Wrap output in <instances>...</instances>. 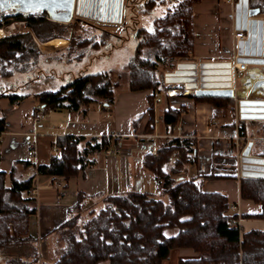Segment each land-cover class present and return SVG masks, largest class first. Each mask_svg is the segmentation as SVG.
Listing matches in <instances>:
<instances>
[{
	"label": "crops",
	"instance_id": "0c3cea01",
	"mask_svg": "<svg viewBox=\"0 0 264 264\" xmlns=\"http://www.w3.org/2000/svg\"><path fill=\"white\" fill-rule=\"evenodd\" d=\"M139 1L73 0L72 14L67 21L54 20L45 10L16 13L11 6L0 10V16L10 18L15 14H31L44 16L50 22L84 23L95 30L110 31L114 46L118 45L117 42L121 46L128 43L126 54H132L136 37L131 31L137 23L132 19V27L127 20L134 15V4ZM253 8L257 11L251 13ZM192 12L193 46L190 55L178 59L168 70L160 68L158 71L162 84L180 91L178 94L167 96L163 91L154 92L150 88L129 90L126 84H120L114 89L111 109L103 108L98 102L90 103L84 112L43 109L37 122H33L32 116L41 107L34 94L41 89L20 91L27 95L16 104L0 95V115L5 120L0 131L3 184L9 187L13 178L22 180L34 174L32 187L22 189L20 195L36 199V211L28 215L27 230L32 241L43 247L42 251L38 250L39 260L50 262L59 255L62 247L59 251L49 250L47 241L68 217L77 190L88 195L85 206H97L106 194L126 189H142L155 194L159 186L153 173L142 164V156L151 148L155 149L157 143L169 134L163 121L167 107L180 108L178 121L170 134L196 138L195 160L173 176L200 178L208 175L202 180L203 188L226 194L229 205L234 206L228 208V213L236 215L233 223L241 230L264 231V218L247 215L257 213L259 205L241 198L238 186L240 176L264 175V135L260 133L262 129L255 131L259 126L264 128V10L260 12L258 7L251 6L249 0H199L192 3ZM27 29L33 32L30 27ZM236 30H243L246 37L240 40L235 52L231 43ZM33 37L42 55L47 49H42L41 45L51 40H59L52 47L70 46L67 45V36L54 35L45 40L34 34ZM102 44L92 46L93 51L88 54L96 52ZM234 52L236 61L246 63L245 69L235 74L230 66ZM100 53H94L89 63L98 58L97 63L105 64ZM85 54L73 50L70 56L82 59ZM74 64L81 67L80 73L104 71L102 68L92 69L85 62L81 64L89 67ZM224 87L233 88L232 108L219 111L215 117H212L213 107L209 102L195 100L191 95L195 88ZM185 90L188 92H182ZM156 95L160 97L158 101ZM149 96H153L154 124L153 130L146 132ZM239 123L245 127L246 143L251 142L248 154H242L245 157L240 159L236 156ZM32 132L36 134L35 148L30 150L28 140L33 137ZM65 134L84 139L105 136L107 148L90 153V163L66 180L61 176L34 173L32 164L47 161L51 153L58 154L59 149L53 141L56 136ZM196 256L197 252L190 247H174L161 264H178L179 259Z\"/></svg>",
	"mask_w": 264,
	"mask_h": 264
},
{
	"label": "trees",
	"instance_id": "16d2710c",
	"mask_svg": "<svg viewBox=\"0 0 264 264\" xmlns=\"http://www.w3.org/2000/svg\"><path fill=\"white\" fill-rule=\"evenodd\" d=\"M141 1L146 9L156 2ZM196 1L199 0H168L162 13L152 19L150 27H134L136 45L125 63L124 74L111 70L79 73L54 89L37 91L34 97L40 107L84 112L90 103L98 102L103 108L111 109L114 89L120 86L123 76L129 90L150 88L154 92H165L167 86L162 84L158 71L160 68L168 70L178 59L190 55L192 3ZM249 1L260 12L264 10V0ZM7 17L0 16V20ZM11 18L24 20L38 39H48L49 36L39 33L50 22L44 16L17 14ZM68 40V46L81 43V40ZM51 41L43 43L42 49L57 44H48ZM35 50L38 48L29 30L0 36V64L16 62L23 54ZM0 95L16 104L27 94L6 88L0 90ZM191 95L195 100L212 105V117L225 108H232V97ZM152 100L153 96H149L146 132L153 130ZM179 114L180 108L164 110V127L169 134L157 143L155 153L148 151L142 156V164L153 173L166 199L147 190L126 189L108 193L99 205L88 207L84 206L88 195L77 190L68 217L55 228L63 246L50 262L39 260L27 230L28 215L36 211V199L20 195L22 189L32 187L34 174L22 180L13 178L10 186L5 187L4 171L0 170L2 264H161L174 247H190L197 252L196 257L179 259L178 264H264V231L241 230L233 223L236 215L228 213L226 194L203 188L202 180L208 175L173 176L195 160L196 138L170 134ZM4 124V117L0 115V131ZM237 130L239 139L244 141V125L239 123ZM107 143L105 136L84 139L78 135H58L53 141L58 154L51 153L47 161L32 164L33 171L66 180L90 163V153L104 150ZM262 155L264 157V152ZM238 186L241 198L259 205L257 213L247 215L264 218V175L240 176ZM167 228H174V233L166 235Z\"/></svg>",
	"mask_w": 264,
	"mask_h": 264
},
{
	"label": "rangeland",
	"instance_id": "374dc122",
	"mask_svg": "<svg viewBox=\"0 0 264 264\" xmlns=\"http://www.w3.org/2000/svg\"><path fill=\"white\" fill-rule=\"evenodd\" d=\"M167 1L156 0L155 4L147 9L142 4V1L135 3L134 15L132 17L133 20H135V23H137L136 27H150L152 19L162 13L165 5L167 4ZM130 6L131 3L129 4V7ZM132 17L127 20V24H131V26L133 27ZM18 20L20 19L12 18L5 21V23L12 24V27L9 28L12 33L28 30L25 23L20 24L21 26L18 27ZM133 31L134 29L131 31V33H133ZM39 33L41 34V36H67L68 38H72L74 41L81 40V43H79L78 45L72 43L69 47L66 48H59L58 46L50 47L47 48V51L45 53H43L44 55L39 54L38 49V51L35 50L34 53H25L22 57L21 55H19V57L21 58H19V60H17L16 62H13L10 59V62H4L3 64H0V90L8 88L20 92L37 91L39 89H54L60 84L68 81L66 80L68 79V77L70 78L69 80H71L73 79V77L80 73L79 71H81V67H76L75 65L77 64L74 63L81 64L82 62H85L87 64H90L89 61L91 60V56L97 51L101 52L99 55L103 56L102 60H106V63H97L96 60L98 58H94L93 63L90 64V66L93 67L92 69L102 68L104 70H111L115 73H125L124 66L131 55L126 54V52H128V43H124L121 46L120 42H117L118 45L114 46L113 42H115V40L114 37L109 35L110 31L95 30L91 27H88L84 23L81 24L78 22L66 24L58 22H49L42 30L40 29ZM33 34L34 32H30L32 38H34ZM57 42L59 43V40H52L48 44H55ZM99 43H103L104 45L102 44V47L97 48L96 52L88 54L90 51H93L91 47L98 45ZM73 50L77 51L78 54L83 52H86V54L82 59H79L77 57L73 58L72 56H70V53H72ZM81 66L83 68L89 67V65L86 66V64L85 67L84 64H81ZM120 84L121 86L125 85V76L120 79ZM258 129H262L263 132L261 131L260 133L264 135V128H260L259 126L255 131H257ZM239 143L241 146H243L244 149L245 145L247 144L246 138H244V141L239 140ZM154 195H156V197H162L166 199V196L160 192L159 187ZM90 206L92 205L90 204ZM84 215L85 212L82 213V216ZM174 231V228H167L164 230V233L166 235H170L173 234ZM32 243L39 255L38 250L42 251L43 247L40 245V243L36 244L33 241ZM47 243V248H49V250L54 249L55 251H59L60 247L63 246V241L59 237L58 232H55L52 238L47 241ZM3 259L4 258L0 256V264H2Z\"/></svg>",
	"mask_w": 264,
	"mask_h": 264
},
{
	"label": "water",
	"instance_id": "95a60500",
	"mask_svg": "<svg viewBox=\"0 0 264 264\" xmlns=\"http://www.w3.org/2000/svg\"><path fill=\"white\" fill-rule=\"evenodd\" d=\"M14 8L16 13H26L27 11L45 10L54 20L67 21L72 14L73 0H24L23 3H15V0H0V10L7 7ZM253 8L250 12H256ZM193 94L199 96L233 97V88H195ZM251 142H247L242 154L247 155Z\"/></svg>",
	"mask_w": 264,
	"mask_h": 264
},
{
	"label": "built area",
	"instance_id": "2783aa9c",
	"mask_svg": "<svg viewBox=\"0 0 264 264\" xmlns=\"http://www.w3.org/2000/svg\"><path fill=\"white\" fill-rule=\"evenodd\" d=\"M6 20H8V19L0 20V35L12 33V31L9 30V28L12 27V24L11 23H5ZM22 23H23L22 20H18V27H20L21 26L20 24H22ZM245 37H246V34H245V32L243 30L234 31L231 45H232V49L235 52H236V50L238 48L240 40L244 39ZM235 52L233 53V59H232V62L230 64L234 74L235 73H240L246 67V63L245 62H240V61H236L235 60V57L237 56V54ZM171 89H173V92H174L173 94H177V93L180 92V91L176 90L173 87ZM171 89L170 88H166L165 92H164L165 95H167V96L172 95ZM182 92H184V91H182ZM159 99H160V97L158 95H156L155 96V100L158 101ZM42 115H43V108H39L36 111H34L33 116H32L33 122H37L38 119ZM31 135L33 137L28 140V148L30 150H33L35 148V138L34 137H35L36 134H35V132H32ZM0 139H1V133H0ZM242 149H243V146L240 145L239 141L236 142V156H237L238 159H240L241 156H242ZM149 151L151 153H155V149L154 148H151ZM105 152H109V150H105ZM229 208H234V206L231 204V205H229Z\"/></svg>",
	"mask_w": 264,
	"mask_h": 264
},
{
	"label": "snow or ice",
	"instance_id": "6c2138e0",
	"mask_svg": "<svg viewBox=\"0 0 264 264\" xmlns=\"http://www.w3.org/2000/svg\"><path fill=\"white\" fill-rule=\"evenodd\" d=\"M24 0H15V3H23Z\"/></svg>",
	"mask_w": 264,
	"mask_h": 264
},
{
	"label": "bare ground",
	"instance_id": "6f19581e",
	"mask_svg": "<svg viewBox=\"0 0 264 264\" xmlns=\"http://www.w3.org/2000/svg\"><path fill=\"white\" fill-rule=\"evenodd\" d=\"M184 92H188V90H185ZM171 93L173 94L174 92H173V89H171Z\"/></svg>",
	"mask_w": 264,
	"mask_h": 264
},
{
	"label": "flooded vegetation",
	"instance_id": "af4514ba",
	"mask_svg": "<svg viewBox=\"0 0 264 264\" xmlns=\"http://www.w3.org/2000/svg\"><path fill=\"white\" fill-rule=\"evenodd\" d=\"M16 15V14H15ZM7 19H11V17L10 18H7Z\"/></svg>",
	"mask_w": 264,
	"mask_h": 264
}]
</instances>
